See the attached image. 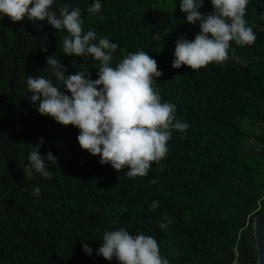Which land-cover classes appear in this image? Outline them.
<instances>
[{
  "label": "trees",
  "instance_id": "trees-1",
  "mask_svg": "<svg viewBox=\"0 0 264 264\" xmlns=\"http://www.w3.org/2000/svg\"><path fill=\"white\" fill-rule=\"evenodd\" d=\"M180 2L102 0L103 20L88 13L92 0L53 6L79 7L84 32L117 43L113 66L124 55L147 52L163 73L154 84L162 101L190 125L186 139L173 132L168 155L148 176L133 179L129 169L116 172L82 150L79 130L41 116L26 94L28 76L55 83L44 71L47 57H58L66 75L88 72L93 81L99 62L64 55L67 33L46 22L0 19V264H118L96 253L103 234L121 227L154 237L169 264H257L252 223L264 211V0H250L246 9L255 43H233L227 61L196 72L172 67L176 41L199 33ZM212 11L203 0L201 14ZM41 138L40 155L51 152L57 160L48 165L50 180L23 173ZM154 200L159 208L150 211ZM164 217L171 224L162 230Z\"/></svg>",
  "mask_w": 264,
  "mask_h": 264
},
{
  "label": "clouds",
  "instance_id": "clouds-1",
  "mask_svg": "<svg viewBox=\"0 0 264 264\" xmlns=\"http://www.w3.org/2000/svg\"><path fill=\"white\" fill-rule=\"evenodd\" d=\"M55 3L56 0H0V19L7 17L13 23L25 19L32 23L46 22L57 32H66L62 39L63 54L94 58L99 62L98 78L93 81L83 71L66 75L58 57H47L44 71L51 73L55 83L43 76H28L26 94L31 93L30 103L38 105L41 116L78 129L80 148L93 157L99 156L101 165H110L116 172L127 168L129 179L148 176L152 164H159L168 155L173 132L184 134L181 138L186 139L190 127L177 118L176 106L163 102L154 87L163 73L158 71L156 60L142 50L124 55L113 66V55L119 45L109 38L98 39L94 30L84 32L79 7L64 4L53 11ZM210 3L212 13L202 15L203 0H181L180 11L186 14L188 24H199V33L191 41L184 38L176 41L174 69L187 66L196 72L209 64L227 61L230 51L235 54L233 43L239 47L255 43L253 26L245 18L250 0H210ZM102 7V0H92L87 11L103 20ZM260 19L264 20V14ZM43 143L41 138L37 147H31L24 176L52 179L48 165H57V160L51 152L44 157L40 155ZM150 183L155 185L158 181L153 179ZM32 194L38 198L39 187ZM158 208L159 201H152L149 210ZM164 219L167 223H159L162 230L171 224L167 217ZM83 251L92 255L86 244ZM96 254L106 261L115 258L118 264H169L160 255L154 237L143 233L132 235L123 227L106 231Z\"/></svg>",
  "mask_w": 264,
  "mask_h": 264
},
{
  "label": "water",
  "instance_id": "water-1",
  "mask_svg": "<svg viewBox=\"0 0 264 264\" xmlns=\"http://www.w3.org/2000/svg\"><path fill=\"white\" fill-rule=\"evenodd\" d=\"M252 227L257 264H264V211L254 217Z\"/></svg>",
  "mask_w": 264,
  "mask_h": 264
},
{
  "label": "built area",
  "instance_id": "built-area-1",
  "mask_svg": "<svg viewBox=\"0 0 264 264\" xmlns=\"http://www.w3.org/2000/svg\"><path fill=\"white\" fill-rule=\"evenodd\" d=\"M232 264H239V263L237 262V260H235Z\"/></svg>",
  "mask_w": 264,
  "mask_h": 264
}]
</instances>
